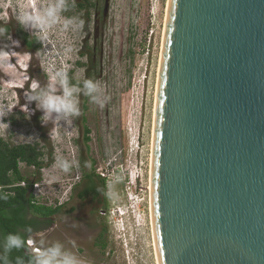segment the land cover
Returning <instances> with one entry per match:
<instances>
[{"label":"water","instance_id":"1","mask_svg":"<svg viewBox=\"0 0 264 264\" xmlns=\"http://www.w3.org/2000/svg\"><path fill=\"white\" fill-rule=\"evenodd\" d=\"M150 217L158 264H264V0H167Z\"/></svg>","mask_w":264,"mask_h":264},{"label":"rangeland","instance_id":"2","mask_svg":"<svg viewBox=\"0 0 264 264\" xmlns=\"http://www.w3.org/2000/svg\"><path fill=\"white\" fill-rule=\"evenodd\" d=\"M31 1L34 3L31 5L37 8L55 2ZM31 1L0 0V10L16 16L21 7H30ZM76 2L68 0V4ZM166 7L167 0H110L105 29L99 41L94 42L89 38L83 30L84 25L67 30L56 25L48 30L47 39H40L42 47L37 54L40 66L35 69L40 85L38 92L48 88L51 76L58 71H72V78L82 83L80 87L71 86L79 89L73 96L79 101L80 112L82 97L88 105L85 114L87 121L80 120L79 128L74 123L81 115L51 114L50 119L43 120L45 110L38 107V100L30 99L38 92L26 91L21 86L16 88L20 84L27 87L23 79L27 75L15 69L7 71L6 60H0V137L15 145L38 142L46 152L45 162L52 159L51 164L46 166L50 170L48 180L54 181L56 178L54 166L58 158L67 160L69 171L61 170V174H75L70 182L83 174L75 143L79 138V143H83L87 170L94 169L96 174L103 172L107 179L105 201L96 212L97 219L91 214V205L80 206L79 202L72 201L71 204L77 207V211L69 216L72 221L61 218L58 220V232L36 236L34 239L38 250L60 244L61 251L71 252L78 264H157L150 225L149 181L155 95ZM69 13L76 18L77 24L83 20L84 11L77 8H67L61 18H66ZM2 16L5 17L4 14ZM34 31L39 37L42 35L39 29L35 28ZM94 45L97 46L94 52L95 70L89 78L86 71L90 58L85 53L92 50ZM82 50L84 54H81ZM88 79L99 83V95L102 99L106 98L104 107L94 104L85 95L84 81ZM55 88L61 91L59 95H63L62 87L55 85ZM29 115L30 119L27 118ZM86 126L90 129L88 144L84 143L83 129ZM86 145H89V149ZM92 159L96 162L92 163ZM21 169L33 177V169L24 164H21ZM116 176L122 178V182L115 184L113 189L118 196L109 199L108 183L109 180L114 181ZM134 177H137L135 181ZM49 185L47 182L46 190ZM129 192L139 198L140 216L136 224L135 221L134 225L128 222L126 230L121 232L114 227L112 220L117 216L118 207L129 206ZM98 219L106 228L105 247L97 244ZM68 223H72V228ZM82 225L85 226L83 230Z\"/></svg>","mask_w":264,"mask_h":264},{"label":"trees","instance_id":"3","mask_svg":"<svg viewBox=\"0 0 264 264\" xmlns=\"http://www.w3.org/2000/svg\"><path fill=\"white\" fill-rule=\"evenodd\" d=\"M21 36L28 45H31L26 32H22ZM35 46L41 48L42 44L39 41ZM68 83L80 82L73 80L70 75ZM89 134L90 129L86 127L84 130L85 144H88L90 140ZM86 147L89 149V145ZM45 155L46 152L39 146L38 142L15 145L0 137V197L7 196V199L0 198V264H35L36 256L30 251L26 243L29 237H34V230L31 229L35 227L38 217L44 218L45 224L50 226L51 217L62 212L61 209L40 205L33 200L32 181L40 179V170L52 162V159L45 162ZM91 162L95 163L96 160L92 159ZM21 164L29 169L34 167L33 177H29L22 171ZM80 167L84 172L85 186L79 197H100L101 195L105 197L106 177L96 174L94 169L88 171L84 155L80 158ZM22 181H27V186L17 185ZM9 235L19 236L24 244L19 248L12 247L9 249L7 247ZM101 236L98 238L97 244L105 247L106 241Z\"/></svg>","mask_w":264,"mask_h":264},{"label":"flooded vegetation","instance_id":"4","mask_svg":"<svg viewBox=\"0 0 264 264\" xmlns=\"http://www.w3.org/2000/svg\"><path fill=\"white\" fill-rule=\"evenodd\" d=\"M109 2L110 0H77L76 4L69 3L67 5L68 9L77 8L80 11L82 10L84 11V13L82 14L83 22H84L83 30L84 32L88 33L89 38L92 39L94 42L99 41L100 37L103 35V30L105 29V23L108 17ZM3 14L5 15V17L2 16ZM68 15L70 17H74L72 16V14L70 15V13L66 14L67 17H69ZM12 16L14 15L11 12L8 11L4 12L0 10V28L6 29L5 32L0 34V51L9 53V57L5 59L7 64L6 70L8 71V69L9 70L15 69L17 72L26 74L27 77H23V79L27 87H24V85L20 84L19 86L16 85L18 86L16 88H20L21 86L26 91L37 93L38 90L40 89V85L37 80V76H36L37 74L35 69H38L39 68L38 66H40V61L38 59L37 54L39 53L41 48L36 47L35 44L39 43L40 38L38 36V33L34 31L35 30L34 27L32 28L28 26H23L17 22L15 16L14 18ZM22 32H26L28 34V37L31 41V45H28L25 42L24 38L21 36ZM96 50H97V46L94 45L92 47V50H88V52L86 53L83 50L81 51V54L85 53L90 58V62L87 64V71H86V75L89 78H91V76L94 74V70H95L94 52ZM66 75H67V79H69L70 75L72 77V71L67 72ZM34 82L39 85V87L35 91L31 89V85ZM8 85L10 87H14L10 83H8ZM58 85L61 87V85L57 82L56 86ZM71 86L80 87L82 86V83L80 82V83L69 84V87ZM60 92L61 91L56 90L55 94L59 95ZM81 109H82L80 112L81 116L77 119V122L74 123L75 126L78 128L80 127V120L81 122H85V123L87 121V117H85L86 116L85 114L88 110V105L84 97H82ZM75 143L79 149V159H80L84 155V149L82 145L83 143H79V138L75 141ZM79 168L81 169L80 160H79ZM54 170L56 175L54 181L56 183V186L58 187L56 195L61 196L64 193L66 187L69 184L73 183V187L70 192V199L67 203H65V205L53 207L56 209H61L62 212L56 213L51 217L52 223L50 226H47L45 224L44 218H39V217L37 218V223L35 227L31 229L34 230L33 231L34 238L36 236L45 235L46 233L49 232H58L60 230V228L58 227L59 226L58 220L61 218L71 220L69 216L75 211H77L76 205L71 204L72 201L79 202L80 206L86 204L91 205L90 211L91 214L95 217V219H97L96 217L97 210L105 201V197H103V195H101L100 197H85V198L79 197V194L81 193V191H83V188L85 186L84 172L81 176H77L76 181L70 182L74 179L75 174L73 176H70L69 174L67 175L61 174V170L57 169L56 167ZM68 210L69 212H66ZM29 218H31V216H29ZM98 221L100 222V224H98V228H96V231L98 233L97 236L99 238L100 235H102L101 237L104 238L105 225L99 219ZM68 225L69 227L72 228V223H68ZM83 228L85 229L84 225H82L81 229L83 230ZM22 231L24 232L25 230L23 229ZM0 255H1V249H0Z\"/></svg>","mask_w":264,"mask_h":264},{"label":"clouds","instance_id":"5","mask_svg":"<svg viewBox=\"0 0 264 264\" xmlns=\"http://www.w3.org/2000/svg\"><path fill=\"white\" fill-rule=\"evenodd\" d=\"M68 0H55L54 3L37 8L35 5L30 7H21L20 11L16 14L15 18L18 23L23 26L31 25L34 28L40 30L42 35L40 39L48 38V30L53 26L60 25L62 29L67 30L69 28L82 27L83 20H80L77 24L75 17L61 18V14L67 10ZM6 29L0 28V34L5 32ZM9 53L0 51V60L7 59ZM59 83L63 88V95H56L55 85ZM39 85L33 83L31 89L35 91ZM84 88L87 90L85 95L91 98L94 104L104 107L106 98H101V88L98 82H94L91 79L84 81ZM79 89L75 87H69L67 75L63 71H58L55 75L51 76L50 84L46 90L38 92L36 95L30 97V99L38 100V107L45 110L43 120H48L52 113L63 114L64 116H79L80 108L79 101L73 96L74 92H78ZM25 111L27 109L25 108ZM30 119V115L27 117ZM64 172H68L70 164L67 160L58 158L57 164L54 166ZM122 182L120 176H116L115 180H109L107 193L109 199H115L118 193L114 191V185ZM7 199V196L0 197ZM73 244L75 242H72ZM24 244V241L16 235H9L7 238V247L19 248ZM35 264H78L77 258L71 252H62L61 245L56 244L53 247L40 250L36 252Z\"/></svg>","mask_w":264,"mask_h":264},{"label":"built area","instance_id":"6","mask_svg":"<svg viewBox=\"0 0 264 264\" xmlns=\"http://www.w3.org/2000/svg\"><path fill=\"white\" fill-rule=\"evenodd\" d=\"M49 168V167H48ZM46 166H44L40 170V179L33 180L32 181V187L31 191L34 196V202L40 205L50 206V207H58L65 205L70 199V192L73 187V183L69 184L64 193L61 196L56 195V192L58 190V187L56 186L55 181L48 180L49 172L50 170ZM33 169L34 167L30 168ZM100 174L103 177H106V175L103 172H100ZM137 178V177H136ZM134 177V181L136 180ZM49 182V189L46 190L45 185ZM27 181H22L18 183V186H27ZM1 188V187H0ZM69 188V189H68ZM68 190V191H67ZM67 191V192H66ZM69 192V193H68ZM128 198L130 200V204L127 207L120 206L116 209V217L112 220V224L116 229H120L121 232H124L126 230L128 222H132L134 225L139 220L140 216V205L138 202V197H136V194L133 192L128 193ZM113 214V213H112ZM115 216V214H114ZM138 225V224H137ZM119 230V231H120ZM27 245L30 248V251L36 256V252L40 251L37 248L36 241L34 237H29L26 241Z\"/></svg>","mask_w":264,"mask_h":264},{"label":"bare ground","instance_id":"7","mask_svg":"<svg viewBox=\"0 0 264 264\" xmlns=\"http://www.w3.org/2000/svg\"><path fill=\"white\" fill-rule=\"evenodd\" d=\"M29 1H31V0H29ZM33 2L31 1V2H29V5L30 6H32L31 4H32ZM8 71H10L9 69H8ZM52 115H58V113H52ZM149 183H150V181H149ZM48 188V187H47ZM150 189V188H149ZM149 205H150V200H149ZM150 207V206H149ZM152 224V220H151V223H150V225ZM152 233H153V229H152ZM153 245H154V247H155V241H154V233H153ZM155 255H156V249H155ZM156 261H157V264H158V260H157V257H156Z\"/></svg>","mask_w":264,"mask_h":264}]
</instances>
